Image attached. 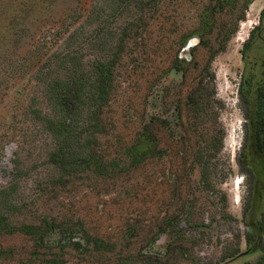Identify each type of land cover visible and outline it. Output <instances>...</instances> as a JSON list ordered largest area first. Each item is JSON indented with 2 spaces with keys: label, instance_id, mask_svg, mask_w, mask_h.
<instances>
[{
  "label": "rangeland",
  "instance_id": "obj_1",
  "mask_svg": "<svg viewBox=\"0 0 264 264\" xmlns=\"http://www.w3.org/2000/svg\"><path fill=\"white\" fill-rule=\"evenodd\" d=\"M133 2L0 0V264H255L262 256L254 112L264 6L155 0L140 11ZM207 11L214 32L202 39ZM80 29L87 64L122 41L110 99L97 128L82 133L83 148L33 122L36 110L52 119L75 112L30 99L37 71L66 79L62 58L73 48L65 39ZM62 150L76 154L72 170L51 164Z\"/></svg>",
  "mask_w": 264,
  "mask_h": 264
},
{
  "label": "trees",
  "instance_id": "obj_2",
  "mask_svg": "<svg viewBox=\"0 0 264 264\" xmlns=\"http://www.w3.org/2000/svg\"><path fill=\"white\" fill-rule=\"evenodd\" d=\"M132 1V0H123ZM155 0H134L133 4L142 9L145 2L149 3ZM226 1V0H220ZM255 1V0H253ZM248 5L243 8V13L236 21L243 20L244 13ZM141 11V10H140ZM264 15V10L261 12V19ZM209 11L205 12L201 19L198 34L200 38H204L213 34V23L209 19ZM232 32H227L221 39H219L218 50L224 51L226 44L232 38ZM81 35L85 36L83 30H74L68 34L65 39L67 48H73L71 52H67L62 58V69L66 73V79L49 78L44 80L41 70L37 71L34 80V90L30 99H46L48 104L51 100L54 101L55 107L65 112H75L78 115L76 118H58L52 119L43 117L39 110L32 113L35 114L33 122L40 125L43 129L49 132L56 140H61L69 143L72 138H75V146L79 148L85 147L81 144L82 133L87 130L97 128L100 119L96 116L97 110L108 100L111 96L112 84L114 81L115 66L119 61L118 49L121 48L122 41L117 39L114 43L116 50L110 55H100L94 57L89 64L84 60L86 58L83 52V44L79 42ZM83 37V36H82ZM254 38V30L251 32L249 39L244 43V49L241 51L242 56H245V51L249 49L250 43ZM187 38L183 41L185 44ZM112 41V39H111ZM75 48V49H74ZM87 65H86V64ZM43 85V87H41ZM41 88V91H40ZM256 109L254 112L255 119V139L256 148L259 152L264 153V73L263 80L256 89ZM93 111L90 115L89 112ZM80 128L79 135L74 136L75 129ZM95 133V132H94ZM93 137L95 135L93 134ZM95 140V138H94ZM60 151V154L53 152L50 156V162L55 167L62 170H72L76 164V154L74 152L65 153ZM142 160V159H141ZM144 160V159H143ZM95 164V163H94ZM262 222H264V211L261 215ZM264 232V230H262ZM259 249L262 256L255 264H264V240L259 243Z\"/></svg>",
  "mask_w": 264,
  "mask_h": 264
},
{
  "label": "bare ground",
  "instance_id": "obj_3",
  "mask_svg": "<svg viewBox=\"0 0 264 264\" xmlns=\"http://www.w3.org/2000/svg\"><path fill=\"white\" fill-rule=\"evenodd\" d=\"M252 11L253 12H256V11H259L260 8H262L264 6V0H255L253 1L252 3ZM261 10V9H260ZM247 24H243L242 25V28L244 26H246Z\"/></svg>",
  "mask_w": 264,
  "mask_h": 264
}]
</instances>
